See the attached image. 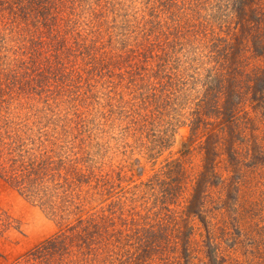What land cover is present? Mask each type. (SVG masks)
<instances>
[{"label":"rangeland","instance_id":"obj_1","mask_svg":"<svg viewBox=\"0 0 264 264\" xmlns=\"http://www.w3.org/2000/svg\"><path fill=\"white\" fill-rule=\"evenodd\" d=\"M64 1L52 15L64 28L36 30L33 13L13 37L1 25L4 69L46 81L22 110L0 107V139L46 148L53 166L37 202L0 178V264H40L34 251L56 235L65 262L107 264L112 253L72 248L90 218L121 253L128 232L161 223L149 264H264V0L240 29L236 0ZM130 120L141 129L126 135Z\"/></svg>","mask_w":264,"mask_h":264},{"label":"trees","instance_id":"obj_2","mask_svg":"<svg viewBox=\"0 0 264 264\" xmlns=\"http://www.w3.org/2000/svg\"><path fill=\"white\" fill-rule=\"evenodd\" d=\"M65 2L64 0H16L13 5L11 3V7L5 6L4 0H0V32H1V25L4 26V30L6 31L5 27L8 26L7 30H9V35L11 37L14 36L17 31L20 29V23L19 19L25 18L29 16L30 13H33L35 15L34 21L32 22V26L36 30L42 26L43 28H47L48 30L51 28L52 25H54L57 20V25H59V22L63 23V28L66 26V18L62 17L63 19L60 20L59 16L56 15L52 16L56 10V4L59 2ZM253 1V0H252ZM251 0H236L232 3V11L235 13V16L233 20H235L238 23L239 29L242 27L243 21L250 18L252 15H254V10L250 9L249 3ZM21 5L19 8L17 6ZM58 6V5H57ZM58 10L61 12V9L58 7ZM4 13L3 15H1ZM4 18V19H2ZM6 19V20H5ZM39 22H41L39 24ZM68 25V24H67ZM63 28L60 29L61 34L63 35L64 30ZM50 29L49 31H51ZM29 33H31L27 38L29 40V45L31 47H27L28 50H34V45L42 44V41L40 39L35 42V37L33 38V32L30 30ZM4 36V34H3ZM3 36L0 37V41L3 40ZM18 36V35H17ZM16 37V36H15ZM238 35L234 38V41H232L231 44L222 45V49L218 50L217 59L219 58V55L222 53L224 48L226 46L228 47V57L234 58L235 55H238V49H239V42L240 39H238ZM37 40V39H36ZM14 42V39L11 40ZM220 42L223 44L222 38L219 39ZM17 42V41H15ZM218 42V40H217ZM27 43V39L25 44ZM216 43V42H215ZM23 47L21 50H25ZM218 48L217 46H215ZM7 49L5 45H1L0 50V61H2V64L4 65V62L6 61V55L4 54V50ZM217 50V49H216ZM37 51V47H36ZM10 52V51H9ZM2 53V54H1ZM39 53L38 55H40ZM111 56H107L104 59L109 60ZM29 63V62H28ZM0 64V72H3V78L0 81V107L4 105V111L6 110L9 114L15 113L17 110H22V108L25 106V104L29 103L30 99H34L36 97H32L33 88L34 86L43 85V82L46 80H42L37 78L34 79L31 77L32 72L30 73L29 68L24 69V72H22V68L20 69H12L9 71H6L3 67V65ZM30 66L34 64V61L29 63ZM34 70V69H33ZM47 71H49L52 74L54 73L51 68H47ZM46 72V71H45ZM44 71L38 72V76H45L48 75V73H45ZM37 75V73H36ZM25 76H30L28 78L22 79ZM31 90V91H30ZM59 90V89H57ZM48 90H45L47 92ZM42 92V91H41ZM44 92V91H43ZM23 94L24 100L22 101L19 99V96ZM57 94H60L58 92H51V95H54L55 97ZM27 95V96H25ZM47 95H43L42 97H45ZM52 98L49 96L48 99L45 97L43 99V102L45 104H49ZM42 106H44L42 104ZM5 111V112H6ZM53 121H56L54 119ZM134 122L133 120L128 121L125 125L121 127L123 133L128 135L129 133H134L141 129L140 127H134L130 125V123ZM143 129V128H142ZM28 135V134H27ZM30 136H27V139H29ZM13 139V136L10 137ZM32 141V140H31ZM43 142L40 144L42 145ZM16 144V141L13 142V145H9L5 143V139H0V178H2L10 187L17 190L20 194H23L24 197H26L30 201H36L35 198L37 197L38 190L39 191H46V176L49 173V168L53 166V161H51V156H48V150H46V146H43V148L40 149L36 147H27L23 149L20 144H16L15 150L14 145ZM32 144V143H31ZM44 144V143H43ZM33 145V144H32ZM31 146V145H29ZM11 147V148H6ZM29 151L31 152L29 154ZM52 165V166H51ZM134 166V165H133ZM136 169L137 167L134 166ZM171 170L167 169L166 173L170 178ZM172 176V175H171ZM168 179V180H169ZM151 181V180H150ZM28 182L29 187L28 189L24 188V183ZM149 184V183H147ZM152 184V183H151ZM58 184H55L53 187L57 186ZM53 187L48 190L47 193H49V196L51 193L54 192ZM59 187V186H57ZM170 191V190H169ZM171 192V191H170ZM46 193V194H47ZM169 194V193H167ZM61 198V197H60ZM49 198H42L39 202L40 205L44 206ZM37 202V201H36ZM91 223H84L82 227L77 229L79 233L82 232V238L77 243H72V248H75V246H79L82 251H90V254L94 257L102 256V254H106L107 252L112 253L108 256H111V260L107 257H105L107 264H149L151 262L152 258V250H157V243L156 241H163L164 235H163V229L164 226H161L160 223L157 227L155 222H152L150 225H148L144 229H137L128 232V235H126V239L120 240V243H124V247L130 246V250L127 249V253H121L119 251V246L122 244H118L117 246L114 245V241L112 239H105L104 242L100 243L95 238V235L98 233H93L89 229H99V223H95L93 218L89 219ZM158 222V221H157ZM155 227V228H154ZM81 228L83 229L81 232ZM60 235H56L53 238L47 239L43 245L37 247V249L34 251L32 257L35 259H39L40 264H70L65 262L63 259V255L60 258V256L57 254L58 252H62L60 250L61 245L63 244L62 238L59 239ZM134 237H137V241H133ZM78 244V245H77ZM55 245L60 246L58 248H55ZM154 245V246H153ZM123 247V248H124ZM118 249L116 252L114 249ZM185 249H187V246H185ZM186 251V250H185ZM120 252V253H119ZM102 253V254H100ZM107 255V254H106ZM74 263H76V259H74ZM98 262H105V261H98ZM21 264V263H19ZM25 264V263H22ZM26 264H32V261H27ZM97 264V263H95Z\"/></svg>","mask_w":264,"mask_h":264}]
</instances>
